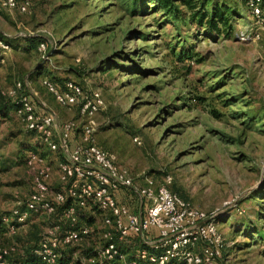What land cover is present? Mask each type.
Returning <instances> with one entry per match:
<instances>
[{
  "label": "rangeland",
  "instance_id": "374dc122",
  "mask_svg": "<svg viewBox=\"0 0 264 264\" xmlns=\"http://www.w3.org/2000/svg\"><path fill=\"white\" fill-rule=\"evenodd\" d=\"M27 1L25 12L0 7V32L21 35L3 53L2 86L27 78L61 120L78 119V107L57 104L38 81L97 89L103 105L94 115L95 141L133 185L144 177L159 185L168 177L170 192L206 214L215 211L224 241L218 264H264V25L257 38H239L256 27L243 1L213 0L230 9L225 36L207 33L199 14L192 16L212 0L205 7L171 0V12L157 0ZM28 36H39L33 48L43 41L44 50H19ZM179 52L189 55L178 58ZM16 119L0 121V214L31 191L23 164L28 152L51 166L52 190L63 159ZM118 195L135 210L132 191ZM32 217L13 234H1L0 247L33 244L48 223L44 215ZM77 221L91 231L72 256L84 263V254L101 246L100 216L79 209Z\"/></svg>",
  "mask_w": 264,
  "mask_h": 264
},
{
  "label": "built area",
  "instance_id": "2783aa9c",
  "mask_svg": "<svg viewBox=\"0 0 264 264\" xmlns=\"http://www.w3.org/2000/svg\"><path fill=\"white\" fill-rule=\"evenodd\" d=\"M243 3L256 27L249 34H239V38H257L256 30L264 25V0H243ZM0 7L25 12L28 1L0 0ZM2 34L8 37L17 35ZM6 49L8 44L0 39V63ZM37 50H44V42L38 44ZM40 85L57 104L65 107L76 105L79 118L59 119L54 110L46 109L43 103L36 104L35 92L24 90L19 80L8 87H3L0 82V95L15 103L12 114L24 130L34 133L49 152L58 151L63 156L56 164L61 190H52L49 186L51 166L39 154L28 153L24 165L31 174V191L23 202L17 203L2 218V222L8 224L9 235L14 233L16 225L24 223L29 212L54 216L57 206L68 198L71 204L60 212V219L66 225L51 221L34 250L44 264L55 262L59 247L76 245L91 233L90 228L77 225L79 209H95L100 216L102 230L99 238L103 244L95 249L94 258L87 259L89 263L121 259L115 242L129 237L140 238L152 249V252H138V258L149 264L220 262L224 241L213 220L215 211L206 214L170 192L166 187L168 177L159 185H154L147 177L143 178L141 186L133 185L114 156L95 141L94 115L103 105L97 89L84 91L78 83L70 80L58 88L45 78L40 80ZM75 132L78 139L72 141ZM121 190L132 191L135 195V210L117 200ZM12 250V246L0 247V264H4L3 256Z\"/></svg>",
  "mask_w": 264,
  "mask_h": 264
},
{
  "label": "trees",
  "instance_id": "16d2710c",
  "mask_svg": "<svg viewBox=\"0 0 264 264\" xmlns=\"http://www.w3.org/2000/svg\"><path fill=\"white\" fill-rule=\"evenodd\" d=\"M170 1L171 0H157V2L159 3V6L165 8L168 12H171V10H168L170 6ZM179 1L182 5H186L188 7H193L196 2H199V5L201 4V7L203 5L205 7L207 3L209 2V0H179ZM229 11L230 9L226 7V4L220 5L212 0L209 4L208 10H201L198 13L197 11L193 12L192 16L194 15L196 16L199 14V18L197 19V22H199V24L200 23L203 24L204 29L207 33L212 34L214 36H217V35L225 36L228 34L229 29H230ZM19 36L21 35L8 37V36L3 35L0 32V39H2L8 45H11V40L16 41L17 39H19ZM38 37L39 36H28L24 40L25 44L22 47V51L31 52L34 48L37 49L38 44L40 42H43V41L37 42L35 47L33 48V42L35 38H38ZM188 55L187 53H184V52H179L177 54L178 58H187ZM30 74L31 72L28 73V77H30ZM14 106H15V103L10 98H5L2 95H0V121L1 120L3 121L4 118L8 117V115L12 113ZM28 153H31V152H28ZM25 158L23 159V164H24ZM55 190H61V185L58 184ZM70 204H71V201L68 198L65 199L63 203L57 206V210L54 216H46L40 213L29 212L24 223L30 222L33 219L32 216L44 215L45 219L47 220L48 225L51 223V221H55V222H60L63 226H65L66 222L62 221L63 219H60V212L62 209L66 208ZM8 214L9 212L0 214V235L5 234L9 236V234L7 233L8 224L2 222V218L7 216ZM77 225H78V221H77ZM89 235L86 236L84 239H87ZM41 238L42 237L39 235L35 239L33 244L26 245L22 249H18V247L16 248L14 244H11L10 246L13 247V250L3 256L4 264H44L40 262L38 257L34 254V250L38 247V244ZM102 244L103 242L101 241V245ZM115 245H116V248L119 254L122 256V258L121 259L113 258L110 260H104L100 264H149L148 262L142 261L138 258V252L141 250L152 252V249H150L149 246L144 244L140 238L129 237L128 239L124 241L115 242ZM75 246L77 247V244L76 245H63L59 247L58 256L53 264H97L96 262L95 263L87 262L88 258L95 257V250H93L90 253L84 254L83 256V258L85 259L84 263L81 261V257H78L79 255L77 256V258L76 257L73 258L72 256H75L74 255Z\"/></svg>",
  "mask_w": 264,
  "mask_h": 264
},
{
  "label": "crops",
  "instance_id": "0c3cea01",
  "mask_svg": "<svg viewBox=\"0 0 264 264\" xmlns=\"http://www.w3.org/2000/svg\"><path fill=\"white\" fill-rule=\"evenodd\" d=\"M2 33V32H1ZM11 47H13L12 46V41H11V45H10ZM19 47H21V48H18L19 50H22V47H23V45H21V46H19ZM14 81H17V80H14ZM14 81H12V83L11 84H13L14 83ZM19 81H21L22 82V84H23V89L24 90H27V91H31V92H35L32 88V84H31V82H30V80H27V78L25 79V78H23V79H21V80H19ZM10 84V85H11ZM38 84L40 85V81H38ZM41 86V85H40ZM42 87V86H41ZM43 88V87H42ZM34 101L36 102V104H38V105H40L41 103H43L44 104V107L46 108V109H52L51 107H49L48 105H46V103L40 98V97H38V96H36V95H34ZM53 110V109H52ZM12 113H10V115H11ZM12 116L15 118V116L12 114ZM16 119V118H15ZM60 119V118H59ZM17 120V119H16ZM119 199H120V197H119V195H117V200L119 201Z\"/></svg>",
  "mask_w": 264,
  "mask_h": 264
}]
</instances>
